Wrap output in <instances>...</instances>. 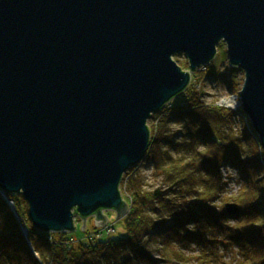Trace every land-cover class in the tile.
I'll use <instances>...</instances> for the list:
<instances>
[{"label": "water", "instance_id": "water-1", "mask_svg": "<svg viewBox=\"0 0 264 264\" xmlns=\"http://www.w3.org/2000/svg\"><path fill=\"white\" fill-rule=\"evenodd\" d=\"M220 42L264 150V0H0L3 200L22 195L46 234L123 216L118 184L146 152V120L189 81L170 57L195 71Z\"/></svg>", "mask_w": 264, "mask_h": 264}, {"label": "trees", "instance_id": "trees-1", "mask_svg": "<svg viewBox=\"0 0 264 264\" xmlns=\"http://www.w3.org/2000/svg\"><path fill=\"white\" fill-rule=\"evenodd\" d=\"M199 97L189 90L149 129L147 161L161 186L146 189L139 173L129 176L121 236L41 233L27 219L22 195L6 193L28 234L25 240L0 197V264H264V155L261 160L247 127L235 132L230 113L201 106ZM221 166L237 170L236 195L224 196ZM229 203L239 215H226Z\"/></svg>", "mask_w": 264, "mask_h": 264}, {"label": "rangeland", "instance_id": "rangeland-1", "mask_svg": "<svg viewBox=\"0 0 264 264\" xmlns=\"http://www.w3.org/2000/svg\"><path fill=\"white\" fill-rule=\"evenodd\" d=\"M224 50H225V45L222 42H220L218 46L217 56L215 59L216 70H214L215 72L211 74V76L214 77H212L211 79L207 78V75L201 71L197 72L194 76L197 77L198 80L197 83L199 86V95L201 96V101L206 105H214V104H218V105L220 104L221 106L225 105V103H223L222 101L232 100V97L234 95H237L240 89V86L238 84L243 83L244 76L242 70L238 68L235 70L233 69V71H231L232 69L230 71L227 70L228 65L225 60ZM173 59L179 65H182L183 63L186 62V58L183 55H176L173 57ZM217 65H219L218 68ZM231 81H234V83H238V84H232V83L230 84ZM236 89H238V91H236L235 93ZM233 122L234 124L232 126V129L235 132H237L236 130L242 129V124H243L242 122H237L235 120ZM137 170L139 171V174L142 177L146 189L157 188L161 186L162 179L160 177L152 176V169L150 165L141 166ZM219 172L223 176V178H225V182L227 183L223 193L224 196L229 197L230 194H236L240 188V185L242 184V181L239 178L237 170L227 166L225 168H221ZM121 194L122 197L125 196L124 191H120V195ZM6 205L8 206L7 203ZM8 208L10 209L9 206ZM128 210L129 208L127 207V211L124 213L123 217L127 215ZM10 211L13 214V211L11 209ZM103 215L107 217L106 226L103 225V226L95 227V222H94L95 218L94 219L90 218L85 223L84 232L81 231V228L83 227V223L77 222L75 223V231L66 234V237L68 239H80L85 237L86 233H89V235H94V236L97 235L99 238H101V240H106L108 239V236L106 235H110L109 236L110 238H117L121 236L123 233V226L120 221L116 220L115 218L116 213L104 212ZM15 216L17 217L18 215L15 214L14 217ZM18 224L20 226V229H23V231L26 234H28L26 232L27 229L23 220H21V222H19ZM234 252L236 253V250H234ZM230 257H231L230 254L227 255L225 257V261H228Z\"/></svg>", "mask_w": 264, "mask_h": 264}, {"label": "bare ground", "instance_id": "bare-ground-1", "mask_svg": "<svg viewBox=\"0 0 264 264\" xmlns=\"http://www.w3.org/2000/svg\"><path fill=\"white\" fill-rule=\"evenodd\" d=\"M224 45H225V43L224 42H222ZM218 46H219V44L218 45H216V47H215V50H216V54H215V56H214V58L209 62V63H207L206 65H201L200 67H198L195 71H191L190 70V67H189V64H188V59H187V57L185 56V54L183 53V52H179V53H176L175 55H173L172 57H170L173 61H174V59H173V57L174 56H176V55H183L185 58H186V68H182V66L181 65H179V64H177L175 61H174V63L180 68V70H186L187 72H188V74H189V81H188V84H187V86H186V88L185 89H183L180 93H177L176 95H174L173 97H171L164 105H163V107L157 112V113H153V114H151L148 118H147V120H146V123L148 124L149 123V125H148V129H150V128H152V130L154 129V130H156V128H157V124H158V122H159V120H160V118H163L164 117V115H165V113L166 114H168L167 113V111H165V108H168L167 106L168 105H173L175 102H177L178 100H180V98H182V96H184L185 94H186V92H188L189 90H193L194 92H196V93H199V86H198V83H197V77H194L195 76V74L197 73V72H203V73H205L206 75H209V74H213L215 71L214 70H216L215 68H216V56H217V51H218ZM224 54H225V60H226V63H227V65H228V68H227V70L228 71H230L231 69V71H233V69L235 70V69H237V67H234V66H232L231 65V63H230V61H229V58H228V55H227V49H226V45H225V50H224ZM219 65H221V64H219ZM219 65H217V68H218V66ZM243 76H244V74H243ZM236 84V83H233V81H231L230 82V84ZM243 83H244V79H243ZM243 83H241V84H238L239 86H240V89H239V91H238V94L237 95H234L233 97H232V100H230V101H222L223 103H225V105H218V104H214L215 106H217V107H220V108H222V109H224V110H226L227 111V113H230L232 116H233V119H232V121H237V122H242L243 124V126L244 127H247V130L248 131H250V133L253 135L252 136V139H253V141H254V143L256 144L255 146H256V150H257V153H259V155H260V159L262 160L263 158L261 157V155H264V150H263V148H262V146H261V143H260V141H259V137H258V135L254 132V130L252 129V127H251V125H250V123H249V118L247 117V116H245L244 114H243V112H242V106H241V99H240V91L242 90V88H243ZM199 101L201 102L200 104H201V106H203V107H207V106H210V105H206V104H204L202 101H201V96L199 97ZM181 106H184L183 105V103L181 102L180 104H178V107H181ZM240 120H238V119ZM153 139H154V131H153V133L152 132H150L149 131V140H148V144H147V149H146V152H145V154H144V156H143V158L140 160V161H138L135 165H132V166H130L122 175H121V179H120V181H119V184H118V191H119V193H120V191H125V185H126V183H127V180H128V178H129V176H131V175H134V174H136V173H139V171L137 170V169H139L141 166H145V165H150V160H148L147 161V159H148V156H149V154H150V152H149V150H150V147H151V144H152V141H153ZM262 162V161H261ZM151 166V165H150ZM264 166V165H263ZM225 167H227V166H221L219 169H221V168H225ZM151 169H152V166H151ZM129 173V175H126V174H128ZM221 175V174H220ZM221 179H222V181L223 182H225V178H223V176L221 175ZM226 183V182H225ZM227 184V183H226ZM233 195H236V194H230V196H233ZM0 197L2 198V196L0 195ZM121 198H122V200L124 201V202H126L124 199H123V197H122V194H121ZM5 199H6V201H4L3 200V198H2V200L4 201V202H6L7 204H8V206L10 207V209L13 211V215H15L16 214V211H15V207H14V203H13V201H11V200H9V199H7V197H6V194H5ZM126 207H128L127 206V204H126ZM224 208H225V206H224ZM105 212H107V213H112L113 211H105ZM225 212H226V215H228V216H230V217H233V216H237V215H239L240 214V211L238 210V213H235V214H233V213H228L227 211H226V209H225ZM103 213V212H102ZM103 215V214H102ZM106 217V216H105ZM123 216H121L120 218L118 217L116 220L117 221H120V219L122 218ZM74 218V224L75 223H77V222H82L81 221V219L78 217L77 218V216H74L73 217ZM90 218H95V217H89V218H87L86 219V221L85 222H87ZM107 218V217H106ZM27 219L29 220V218H28V208H27ZM15 220H16V222L17 223H19V222H21V218H19L18 216L16 217L15 216ZM234 219H232V221H233ZM24 223H25V221H23ZM29 222H30V220H29ZM30 224L32 225V223L30 222ZM230 224H233V223H230ZM33 227V226H32ZM35 229V228H34ZM21 230H23V229H21ZM36 230V229H35ZM36 231H38V230H36ZM40 232V231H39ZM41 233H43V232H41ZM53 234V233H52ZM66 234V233H65ZM68 234V233H67Z\"/></svg>", "mask_w": 264, "mask_h": 264}]
</instances>
